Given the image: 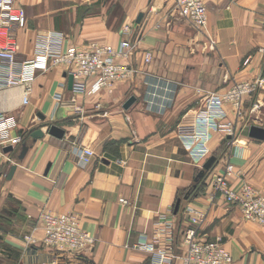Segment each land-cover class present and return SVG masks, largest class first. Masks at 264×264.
<instances>
[{
    "label": "crops",
    "instance_id": "obj_1",
    "mask_svg": "<svg viewBox=\"0 0 264 264\" xmlns=\"http://www.w3.org/2000/svg\"><path fill=\"white\" fill-rule=\"evenodd\" d=\"M15 3L27 19L26 27L16 31V59L24 80L32 84L27 104L22 103V87L0 90V112L16 119L12 135L22 138L11 151H0V264H150V253L136 245L157 237L160 215L173 223L172 245L180 255L182 232L190 226L186 206L204 214L197 236L219 239L233 264H264V227L244 220L240 207L225 202L210 185L230 162L235 168L227 179L230 188L248 185L264 195V139L248 135L251 126L264 129V87L243 98L239 117L225 103L234 133L212 132L209 157L215 162L199 183L206 160L193 164L176 133L203 108L208 95L264 78V52L259 51L264 47V0H205L203 31L193 29L176 10L167 13L163 4L173 5L172 0ZM126 25L141 35L131 61L138 71L111 92L69 90L63 65L45 72L32 69L39 34L61 33L65 48L91 41L117 46ZM144 51L152 55L147 65ZM130 97L135 100L125 109ZM51 125L64 132L61 138L48 134ZM35 129H41L42 138L30 137ZM23 143L28 150L19 160ZM80 147L94 153L86 165L78 160ZM192 188L196 191L186 195ZM44 212L76 215L95 243L80 252L59 251L41 243L38 229L35 245L26 244L24 236ZM165 244L158 238L157 246Z\"/></svg>",
    "mask_w": 264,
    "mask_h": 264
},
{
    "label": "built area",
    "instance_id": "obj_2",
    "mask_svg": "<svg viewBox=\"0 0 264 264\" xmlns=\"http://www.w3.org/2000/svg\"><path fill=\"white\" fill-rule=\"evenodd\" d=\"M172 3L177 14L193 29H205V0H172ZM26 25L25 10L16 5L15 0H0V90L22 87L23 104L28 103L32 80H24L22 64L16 59V31L24 29ZM122 33L123 39L117 46L91 41L82 48H65L63 35L56 31L39 34L33 42L32 69L45 72L51 66L63 65L66 74L73 76L72 91L95 94L105 89L111 92L116 83L131 79L138 71L131 61L138 51L137 44L141 35L139 32L134 34L130 25L124 26ZM259 51L264 52V47ZM151 59V52L142 53L144 65L149 64ZM247 62L248 59L243 64ZM78 79L90 80L91 84L87 87L84 83H77ZM263 87L264 78H257L251 82L235 83L224 94H210L203 108L189 123L177 126V136L193 164L200 165L208 159L213 131L228 135L234 133L233 123L227 121L225 103H229L239 117L243 98ZM54 98L60 100L61 94L56 93ZM15 128L16 119L0 112V151L21 143L20 136L12 135ZM77 156L79 162L86 165L94 153L80 147ZM234 169V165L227 162L221 174L212 176L210 185L213 192L219 194L225 202L239 206L244 220L264 227V195L248 185L238 190L230 188L227 179L234 174ZM184 213L188 216L190 226L182 232L185 249L180 255L174 252V227L167 215L158 217L156 228V236L163 239L166 243L164 246L156 245L157 237L151 243L136 245V248L150 253V264H172L178 258L181 264H233L231 255L219 239H201L197 236V226L204 221V214L191 206H186ZM38 229L42 232L41 243L59 251L80 252L90 249L95 243V238L81 228L74 214L42 213L32 232L24 236L26 244L35 245L37 240L33 234Z\"/></svg>",
    "mask_w": 264,
    "mask_h": 264
},
{
    "label": "water",
    "instance_id": "obj_3",
    "mask_svg": "<svg viewBox=\"0 0 264 264\" xmlns=\"http://www.w3.org/2000/svg\"><path fill=\"white\" fill-rule=\"evenodd\" d=\"M142 15L139 14L138 17H137V23L140 21ZM64 77L67 78V88L69 90L72 89V84H73V76L72 75H67L66 73L64 74ZM134 97H130L124 104V108H128L133 102H134ZM63 131L61 129H59L58 127L54 126V125H51L49 128H48V134L49 135H52L54 137H57V138H61L63 136ZM44 135V133L41 131V129H35L31 132V135L30 137L33 139V140H36V139H39V138H42ZM248 135L249 137L251 138H254V139H258V140H263L264 139V129L263 128H260V127H256V126H251L249 128V132H248ZM12 148L11 147H6L3 149L4 152H9L11 151ZM28 150V146L26 143H23L21 145V148H20V153L18 155V159L21 160L24 155L26 154ZM215 162V157L214 156H210L208 157V159H206V161L202 164V168H201V171L199 173V175H202L205 171H208L210 170V168L212 167L213 163ZM15 170V166H12L10 168V171H9V174H8V178L11 177V175L13 174V171ZM186 198V197H185ZM179 203H180V200L177 201L175 207H174V213L177 212L178 210V207H179Z\"/></svg>",
    "mask_w": 264,
    "mask_h": 264
},
{
    "label": "trees",
    "instance_id": "obj_4",
    "mask_svg": "<svg viewBox=\"0 0 264 264\" xmlns=\"http://www.w3.org/2000/svg\"><path fill=\"white\" fill-rule=\"evenodd\" d=\"M208 171H205L202 175L198 174V178H197L196 182L199 183L201 180H203V178L208 173ZM194 191H196V189L192 188V189H190V191H188V193L186 195H188L189 193L194 192Z\"/></svg>",
    "mask_w": 264,
    "mask_h": 264
},
{
    "label": "rangeland",
    "instance_id": "obj_5",
    "mask_svg": "<svg viewBox=\"0 0 264 264\" xmlns=\"http://www.w3.org/2000/svg\"><path fill=\"white\" fill-rule=\"evenodd\" d=\"M163 6H166L167 7V13L171 14V13H173V11L175 12L174 6L172 4L171 5L170 4L168 5V3H165V4H163Z\"/></svg>",
    "mask_w": 264,
    "mask_h": 264
}]
</instances>
